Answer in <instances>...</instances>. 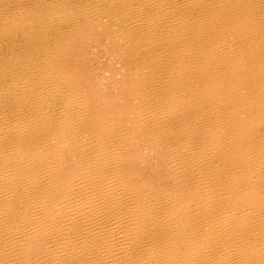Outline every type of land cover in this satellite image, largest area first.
I'll return each mask as SVG.
<instances>
[{"label": "bare ground", "instance_id": "1", "mask_svg": "<svg viewBox=\"0 0 264 264\" xmlns=\"http://www.w3.org/2000/svg\"><path fill=\"white\" fill-rule=\"evenodd\" d=\"M231 2H233V0ZM234 2H236V0ZM173 3L176 4V1H174ZM173 3L172 0H0V264H172V260H174L172 259V252H175L174 250L177 248L176 247L172 250V243L175 242L172 239V220H173L172 213H174L172 212V189H173L172 186L175 184L173 182V185L171 186L169 183L172 181V134L169 136L168 131L172 132L173 129L172 119H174V117L172 118L173 116L172 114V102H173L172 101L173 99L172 98V53H173L172 48L174 50L173 54L177 56L175 57L174 60L175 62H174L173 71H175L179 75H186L188 70L191 72H195L194 73L195 75H199L202 73L200 70L197 71V68L195 70L193 69L194 67H188V65H185V61L191 58L192 55H197L199 58L203 59L204 62L206 63L203 66L209 65L210 67H214L218 69L219 70L218 76L220 75L222 76L226 74L230 68H232V70H235L236 72H239L237 69L242 70L240 69L241 68L240 66L242 65V63H244V61L254 62L258 60L257 59L258 55H264L263 26L258 27L254 25L253 26L254 28L258 27L256 31L253 30L255 31L254 33L243 34L241 32L240 35L236 36L237 37L236 39H230L228 37L224 38L225 31L223 37H221L222 35L220 36V34L217 33L218 31L215 32L214 29L210 31L209 35L208 33L207 35H205L203 34V31L205 28L204 21L206 19L204 20L203 18H205L204 15L207 12L206 13L204 12L205 14L203 15L198 5V7H194V8L191 7L181 8L180 6V8H178L179 10L173 9L174 13H172ZM201 3L202 2H199V4ZM216 3L218 4L217 9L226 6L225 0H218ZM178 4H180V2H178ZM234 4L236 5V3ZM240 4L242 8L241 11H243V15H244L243 17L246 19L248 24H252L255 21L258 22L260 20H264V0H242ZM229 7L230 6H227V8ZM227 14L230 15L231 11L230 14L229 12ZM234 15L232 17H236ZM212 19L214 20V18ZM99 25L106 26L108 29H110L109 31H112L119 37L120 35L123 36L124 34L123 37L129 39L128 40L130 42L129 45L134 49L133 52H135V54H138L139 56H142V60L146 64H150L149 68L153 69V72L156 74V78L153 77L150 78V76H148V79L144 82L138 80V84H139L138 89L142 93H147L151 91V96L153 92H157L156 93L157 95H155V97H158V101L157 102L155 101L156 104H153L156 105L155 111L153 113L154 117L158 119L160 118V116L166 117L165 124H163V126L161 125L162 128H155L157 132L153 131L152 132L153 136L151 138L152 140H155V143L157 145L164 147L163 149L165 151H162L163 155L165 158L166 157L168 158L166 159L167 164L165 163L167 166L166 176H164L165 175L164 174L163 177H159L160 175L156 176L152 172L151 173L153 175H149L150 174L148 172L149 169H147L143 165L144 157L141 154V151H145V146H146L145 140L141 138V141L140 142L138 141V143L142 142L141 146L133 142L136 140V137L131 133L132 131L131 128L128 127L129 126L128 118H130L128 117V114L131 113V115H133L132 114L133 107L132 110L129 107L125 108L124 106L120 105L118 101L114 100V98L117 99V97L113 98L111 89L113 90L115 88H111V87L109 88V86L112 85L110 82L113 81V80L111 81V79L113 78L112 77L113 75H111L110 73L111 70H108L109 71L108 72L105 68H102L103 66H101L99 68L100 69L102 68L101 70L103 71V73L99 69L98 70L100 72L94 71L93 67L97 65L92 64L93 62L92 60H91V64L94 66L87 68L85 71L82 70L75 63L74 57H76L75 55H78V53L79 54L81 53L79 52L80 50H82L83 52L86 49L85 51L89 55H87V53L85 52L84 53L85 56L87 57L90 56V58L88 57L89 59H93L92 58L93 53L95 55H98L99 59L101 60L100 63L109 59L111 57V53L112 54L114 53L111 50L110 52L109 50L106 49L105 47L106 40L103 39L101 42L100 39L103 36L99 38L98 33H97V37L99 38L100 42L95 41L96 43H94V45L96 47L99 46V44L100 45L102 44L103 48H101L100 51H98L96 48L93 49L92 51L93 53L91 54L90 51L93 46V43L90 42V40L85 42L83 41L84 38L87 40L86 37L89 36L91 30L93 31V29L91 28ZM210 28L212 29V27ZM98 29L100 28L98 27ZM220 30L223 29L220 28ZM97 37H92L93 39L91 40H94V38ZM111 38L113 39V37ZM107 45L109 44L107 43ZM94 54L93 57L95 56ZM179 55H181V57H179ZM114 58L116 59V57ZM77 59H80V57H77ZM95 59H98L97 56H95ZM95 59H93L94 62ZM83 60L88 61L85 60L84 58ZM108 61L110 62V60ZM250 63L251 62H249V64ZM84 64L87 65L86 63ZM230 64H233V66H230ZM131 68H134L132 73L134 74L138 73L139 71L138 66H135V64H133L131 65ZM244 69L248 70L247 67H245ZM122 70L125 71L126 68H123ZM257 72L255 73L257 74ZM239 73L241 75V72ZM181 78H183V76ZM253 78L254 77H252V79ZM197 79L202 85L199 90L205 93H209V92L211 94L213 93L212 85L216 82L213 83L215 77H213L212 74H207L206 76L200 75L197 77ZM241 79L239 78V81ZM254 79L256 80V78ZM117 81H119V79ZM233 84L229 86L232 87ZM262 84L264 85V83ZM257 88L253 86L252 93H254V91L257 92ZM215 89L217 88L215 87ZM117 91H119V89ZM216 97H214V99ZM214 99L213 98L211 100L209 99L208 102L209 101L212 102L214 101ZM231 100L233 101V98H231ZM147 101L149 102V99ZM155 102L153 101L152 103ZM219 102L220 105H223L227 101L225 102L219 100ZM233 102L231 101L230 103L227 102L223 108L224 109L223 115L225 114L229 116V118L230 116L237 115L242 110V108L236 107ZM152 103L150 101L149 105ZM263 103H264V98L262 99V104ZM150 106L152 107V105ZM190 106L191 105H189V107ZM216 106H212V107H216ZM243 108H245V106ZM145 109L144 110L145 112H147L148 115L152 114L147 110V108ZM249 109L251 111V107L248 108L247 112L249 111ZM144 110H142V112ZM196 112L197 113L199 112L200 114V110ZM139 113L138 115H140ZM203 113H204L203 110H201V118L202 115H204ZM248 115H250V113ZM256 116L254 119H257ZM145 119H147V117ZM149 119H151V117H149ZM161 121L160 123H162ZM249 121L247 122L249 123ZM245 125L248 124L246 123ZM234 126H236V124ZM243 127L245 128V126ZM246 128L248 131V127ZM146 129L147 128H145V130ZM192 129L194 130V128ZM159 131H164V132L167 131V132L164 134V137H159L158 135ZM232 132H234V130ZM138 134L140 135L141 133L139 132ZM188 134H190V132ZM146 136L148 137L149 135ZM243 137H242L243 140L246 139ZM253 138L256 137L254 136ZM220 139L222 140V138ZM251 139L250 141L253 142ZM243 140L241 143L246 144L243 142ZM127 142L129 143V146L128 149H125L126 144H128ZM260 143H262V146L264 145L263 144L264 142H260ZM240 146L244 147L241 144ZM204 148L205 147L203 146V150ZM248 150H250V148ZM210 154L212 155L213 153ZM252 154L254 153L252 152ZM251 156L252 155H250V158ZM197 159H199V157H197L196 160ZM223 159L225 160V158ZM240 159L242 160L243 158L241 157ZM201 160H203V158ZM232 160L235 161V159ZM249 160L251 161V159ZM161 162L162 161H160V163ZM228 163L226 164L228 165ZM233 163L235 164V162ZM155 164H157V162H155ZM146 166L148 165L146 164ZM252 166L254 165L252 164ZM151 168H152L151 171H153V167ZM256 169L257 167L255 168V170ZM252 170L255 172L254 169ZM258 172L263 173L260 171ZM258 175L260 176L261 174ZM212 176H216V175H212ZM231 177L233 176L231 175ZM236 178L238 179V176ZM256 181L254 183H256ZM230 183L231 182H229V185ZM240 185L242 186V184ZM181 188L183 189V187ZM187 188L188 187H186V189ZM192 190L193 189H191V191ZM186 194L187 192L185 193V195ZM201 197L203 196L201 195ZM236 202H234V205ZM202 203L203 202L199 204ZM208 203L209 202H207V204ZM237 205L236 207L238 208ZM180 206L182 207V205ZM233 210L230 211L232 217L242 221H245L246 214L259 211L257 209V200H254L250 197L247 199V205H245L241 209L239 208V210L237 209V211H234L232 213ZM207 214L208 212L206 213V215ZM206 218H208V215ZM233 218L231 219L233 220ZM217 219L219 220V218ZM181 220L182 219H180V221ZM222 220L223 218L221 217V222L218 224H221ZM252 220H254L255 222L254 218ZM189 221L188 223H190ZM212 222L214 223V220ZM223 222L225 223V221ZM180 223H182V221ZM227 224L230 223L228 222ZM227 224L226 227L228 229ZM253 224H255V226H253L254 228L253 227L251 228L253 230L250 229V231L248 230L247 232L249 233V235H251L250 236L252 238L251 241H253L250 249L251 260L248 261H250L249 263L251 264H256L258 263L259 256H261L259 254V252H262L260 249L264 248V221H259L258 223H253ZM238 226L240 227L239 224ZM177 227L174 228L177 229ZM224 227L225 226H223L222 228ZM182 228H184L185 230L186 227L183 226ZM244 228L243 230H245ZM190 229L188 230L189 232ZM193 230L194 228L191 230L192 231L191 234L192 233L194 234ZM185 232L186 231H184L183 235L185 234ZM212 233L215 232L212 231ZM202 234L203 233H201V235ZM209 234H207V236ZM247 236L248 235H246V237ZM197 240L199 241V237ZM235 240L237 239L235 238ZM245 241L247 242L249 240H245ZM182 243L184 244V242ZM190 243L192 244L193 241ZM220 244L221 242L219 243V245ZM226 244H227V240H226ZM249 244L251 243L249 242ZM178 248H180V246H178ZM187 248L185 247L186 250ZM235 249L236 248H234V250ZM181 252H184V250L183 251L181 250ZM222 253H224V251ZM237 254L240 255L241 253H237ZM192 255L193 254H191L190 256ZM227 255L228 254L225 255L226 258ZM236 256H232V257H236ZM174 257H176V255H174ZM182 257H184V255H182ZM185 257L188 256L185 255ZM200 257L201 255H199V258ZM223 259L224 257L221 258V262ZM233 259H238V258H233ZM240 259L242 260V258H239V262ZM214 262H216V260H214ZM231 262L234 261H232L231 259ZM184 263L186 264L185 261ZM194 263L197 264V262Z\"/></svg>", "mask_w": 264, "mask_h": 264}, {"label": "rangeland", "instance_id": "2", "mask_svg": "<svg viewBox=\"0 0 264 264\" xmlns=\"http://www.w3.org/2000/svg\"><path fill=\"white\" fill-rule=\"evenodd\" d=\"M174 1H176V4L173 3ZM188 1V2H187ZM193 3H192V2ZM209 1V2H208ZM218 0H206V1H201V0H172V13H174V10H179L178 8H187V7H191V8H194V7H198L199 5V8L201 9V12L203 13L204 17L203 18L204 20V24H205V28H204V31H203V34L209 35L210 31L214 29L215 32H217L218 34H220L221 37H223V34H224V31H225V34H224V38H230V39H236L238 35L241 34V32L243 34H252L256 31V29L260 26H263L264 28V20H260L258 22H254L252 24H248V22L246 21V19L243 17V11L242 8H241V4L240 2L242 0H236V2H234L235 0H233V2H231L232 0H225V5L224 7L220 8V9H217V6L218 4L216 2ZM238 1V2H237ZM178 2H180V4H178ZM199 2H202L201 4H199ZM211 2V3H210ZM230 2V3H229ZM228 3V4H227ZM233 3V4H232ZM236 3V5L234 4ZM188 4V5H187ZM232 4V5H231ZM202 6V7H201ZM216 6V7H215ZM227 6H230L229 8H227ZM233 6H236V7H233ZM232 7V8H231ZM176 8V9H175ZM216 8V9H215ZM174 9V10H173ZM206 9V10H205ZM215 9V10H214ZM226 9V11H225ZM234 9V10H233ZM240 9V10H238ZM214 10V11H213ZM218 10V11H217ZM223 11V12H222ZM225 11V12H224ZM230 11H231V14H230ZM234 11V12H232ZM241 11V12H239ZM205 12V13H204ZM217 12V13H216ZM229 12L230 15H228L227 13ZM235 14V15H234ZM241 14V15H240ZM236 16V17H232V16ZM230 16V17H229ZM219 19H218V18ZM214 18V20L212 19ZM216 18V19H215ZM224 18V19H222ZM208 19V20H207ZM222 19V20H221ZM226 19V20H225ZM229 19V20H228ZM221 20V21H220ZM235 20V21H234ZM234 21V22H233ZM242 21V22H241ZM262 21V22H261ZM208 22V23H207ZM223 22V23H222ZM241 24H240V23ZM226 23V24H225ZM247 26H246V24ZM259 23V24H258ZM221 24V25H220ZM226 26H225V25ZM234 24V25H233ZM242 26H240V25ZM209 25V26H208ZM223 25V26H222ZM256 25L258 26L257 28H254L253 26ZM101 26V27H100ZM219 26V27H218ZM222 26V27H220ZM231 26V27H230ZM240 26V27H239ZM98 27L100 29H98ZM212 27V29L210 28ZM233 27V28H232ZM252 27V28H251ZM219 28V30H218ZM223 29V30H220ZM91 29H93V31L91 30L90 31V34L89 36H87V40L84 38L83 41H89L93 43V46L91 48V54L93 53V49H96L98 51L101 50V48H103L102 44L99 46H96L94 45V43H96L95 41H99V38L101 36H103L100 40L102 42V40H106L105 41V44L107 45V43L109 45H105L106 49L107 50H111L112 52H114L113 54L111 53V57L105 61H103L102 63L101 60L99 59V56L98 55H94L97 56L98 59H95V56L93 57V54H92V58L95 59V62L93 59H89L90 56H85V53H87L85 50L82 52V50H80L79 52H81L80 54L78 53V55H75L76 57H74L75 59V63L82 69V70H86L87 68H90V67H93L94 65H97L95 67H93L94 71L96 72H102L103 71L101 70L102 68H105L107 71L108 70H111L110 73L111 75H113L111 81L110 82L112 85L109 86V88H115V89H111V92L113 94V98L114 97H117V99L114 98L115 101H118L120 105L124 106L125 108L129 107L131 110H132V107H133V115L128 114V127L131 128V133L133 135H135L136 137V140L133 141L134 143H136L137 145H140L142 144L141 143H138V141L140 142L141 141V138H143L145 140V151H141V154L143 155L144 159H143V165L149 169L148 172L150 173L149 175H160L159 177H163L166 176V172H167V161L166 159H168L167 157L165 158L164 155H163V152L162 151H165L160 145H157L155 143V140H152V132L153 131H156L155 128H162L163 124H165L166 122V117L164 116H160V118H155L154 117V111H155V107L156 105H153V104H156V102L158 101V97H155V95H157L156 93L157 92H153L152 93V96H151V91L147 92V93H142L141 91H139L138 89V80H141V81H146L148 79V76L153 77V78H156V74L153 72V69H150L149 68V65L150 64H146L143 60H142V56H139L138 54H135V52H133V48L129 45L130 42L128 41L129 39L128 38H125L123 37L122 35H120V37L118 35H116L115 33H113L112 31H109L110 29H108L106 26L104 25H99V26H95V27H92ZM228 29V31H227ZM231 29V30H230ZM235 29V30H234ZM252 29V30H251ZM255 30V31H253ZM103 31V32H100ZM248 31V32H247ZM234 32V33H233ZM240 32V33H239ZM97 33L99 34L98 37H97ZM110 33V34H109ZM229 33V34H228ZM238 33V34H237ZM202 34V35H203ZM94 35V36H93ZM227 35V36H225ZM230 35V36H228ZM234 35V36H233ZM115 36V37H114ZM91 37V38H90ZM92 37H97V38H94V40H91L93 39ZM113 37V39L111 38ZM90 38V39H89ZM110 38H111V41H110ZM125 38V40H124ZM173 38V36H172ZM127 39V40H126ZM115 40V41H114ZM125 41H126V44H125ZM88 42V43H90ZM100 42V41H99ZM114 42V43H113ZM87 43V42H86ZM85 43V44H86ZM90 43V44H92ZM95 47V48H94ZM87 48V46H86ZM114 51H113V50ZM110 51V52H111ZM85 52V53H84ZM172 52L174 53V50L172 48ZM120 53V54H119ZM172 53V118L174 117V119H172V132L168 131V135L170 136L172 134V183H170V185L172 186L173 185V182L175 185L172 186V212H174L175 214H178V215H175L174 213H172V239L173 242L172 243V250L174 248H176L174 251L175 252H172V264H185L184 261L186 262V264H195L194 262H197V264H239V263H244V264H251L249 263L250 261L248 260H251V252H250V249H251V245L253 243L252 238L250 237L251 235H249L248 230L250 231V229L255 226V224L253 223H258L259 221H264V145L262 146V143L260 142H264V103L262 104V99L264 98V85L262 83H264V55H258L257 57V61H249L251 62L249 64V62L247 61H244V63H242V65L240 66L242 70H239L237 69L239 72H241V75L239 72H236L235 70H232V68L229 69V71L224 74V75H220L218 76V73H219V70L214 68V67H210L209 65L208 66H203L205 65L206 63L204 62L203 59L199 58L197 55H192L191 58H189L188 60L185 61V65H188V67H194L193 69L196 70L197 68V71H201L202 73L199 74V75H195L194 73L195 72H191V71H187V74L186 75H179L178 73H176L175 71H173V67H174V60H175V57H177L175 54ZM181 54V53H179ZM83 55V56H82ZM87 55H89L87 53ZM116 57V59L113 57ZM124 55V56H123ZM130 55V56H129ZM119 56V57H118ZM132 56V57H131ZM191 56V55H190ZM263 56V57H261ZM77 57H80L81 61L83 60V58L85 60H88V61H80V59H77ZM113 57V58H112ZM118 57V58H117ZM179 57H181V55H179ZM260 57V58H259ZM88 58V59H87ZM140 58V60H139ZM76 59H77V62H76ZM116 61H115V60ZM121 59V60H120ZM73 60V61H74ZM91 60L93 61L92 65L91 64ZM110 60V62L108 61ZM112 60V61H111ZM113 60H114V63H113ZM120 60V61H119ZM119 61V62H118ZM143 61V62H142ZM184 61V60H183ZM89 62V64H88ZM106 62V63H104ZM120 62H121V65H120ZM190 62V63H189ZM204 64H203V63ZM84 63H86L87 65H85ZM200 65H199V64ZM231 63H234V62H231ZM91 64V65H90ZM114 64V65H113ZM119 64V65H118ZM135 64V66H138V73L134 74L132 73L134 68H131V65ZM118 65V66H116ZM192 65V66H191ZM253 65V66H252ZM257 65V66H255ZM263 65V66H262ZM103 66L101 69L99 67ZM110 66V67H109ZM113 66V67H112ZM230 66H233V64H230ZM249 66V67H248ZM97 67V68H96ZM118 67V68H117ZM148 67V68H147ZM201 67V68H200ZM245 67H247L248 70L244 69ZM256 67V68H255ZM115 68V69H113ZM123 68H126L125 71H123L122 69ZM145 68V69H144ZM255 68V69H254ZM96 69V70H95ZM100 71H99V70ZM209 69V71H208ZM254 69V70H253ZM98 70V71H97ZM144 70V71H143ZM207 70V71H206ZM259 70V71H258ZM263 72H261V71ZM114 71V72H113ZM123 71V72H121ZM214 71V72H213ZM257 72V74L255 72ZM109 72V71H108ZM140 72V73H139ZM152 72V73H151ZM209 72V73H208ZM251 74H250V73ZM261 72V73H260ZM105 73V71H104ZM122 73V74H120ZM176 75H175V74ZM206 73V74H205ZM239 73V75H238ZM247 73V74H246ZM254 73V74H253ZM142 74V75H141ZM154 74V75H153ZM191 74V75H189ZM207 74H212L213 77H215L214 83L212 85V94L209 92V93H205L200 89V87L202 86L201 83L198 81L197 77L198 76H206ZM246 74V75H244ZM249 75V76H248ZM252 75V76H251ZM117 76V78H116ZM140 76V77H139ZM183 76V78H181ZM197 76V77H196ZM239 76V77H238ZM247 76V77H246ZM256 76V77H255ZM258 76V77H257ZM261 76V77H260ZM175 77V78H174ZM220 77V78H219ZM235 77V78H234ZM251 77V78H250ZM252 77L256 78V80ZM123 78V79H122ZM137 78V79H135ZM223 78V79H222ZM229 78V79H228ZM237 78V79H236ZM239 78L241 79L239 81ZM260 78V79H259ZM115 79V80H114ZM119 79V81H117ZM191 79V80H190ZM217 79V80H216ZM221 79V80H220ZM249 79V80H248ZM262 79V80H261ZM184 80V81H183ZM194 80V81H193ZM220 80V81H219ZM117 81V82H116ZM121 81V82H120ZM123 81V82H122ZM186 81V82H185ZM226 81V82H225ZM233 81V82H232ZM245 81V82H244ZM182 82V83H181ZM193 82V83H192ZM228 82V83H227ZM238 82V83H237ZM254 82V83H253ZM261 82V83H259ZM114 83V85H113ZM190 83V84H189ZM198 83V84H197ZM220 83V84H219ZM234 83V84H233ZM246 83V84H245ZM257 83V84H256ZM130 84V85H129ZM179 84V85H178ZM232 85V87H230ZM239 84V85H237ZM248 84V85H247ZM251 84V85H250ZM255 84V85H254ZM117 85V86H116ZM119 85V87H118ZM185 85V86H184ZM191 85V86H190ZM196 85V86H195ZM221 85V86H220ZM228 85V86H227ZM230 85V86H229ZM245 85V86H244ZM258 85V86H257ZM115 86V87H114ZM223 86V87H222ZM235 88H234V87ZM237 86V87H236ZM241 86V87H240ZM244 86V87H243ZM250 86V87H249ZM254 87H258L257 88V92L254 91V93H252V88ZM181 87V88H180ZM193 89H192V88ZM195 87V88H194ZM215 87L217 89H215ZM219 87V88H218ZM223 90H222V88ZM227 89H226V88ZM122 88V89H121ZM126 88V89H125ZM188 88V89H187ZM230 88V89H229ZM244 88V89H242ZM246 88V89H245ZM262 88V90H261ZM119 89V91L117 90ZM154 89V88H153ZM180 89V90H179ZM197 89V90H196ZM235 89V90H233ZM249 91H248V90ZM251 89V90H250ZM155 90V89H154ZM183 92H182V91ZM189 90V91H188ZM222 90V91H221ZM241 93H240V91ZM262 92H260V91ZM131 91V92H130ZM156 91V90H155ZM177 91V92H176ZM197 91V92H196ZM219 91V92H218ZM247 91V92H246ZM114 92V93H113ZM118 92H119V95H118ZM124 92V93H122ZM182 92V94H181ZM191 92V93H190ZM193 92V93H192ZM203 92V93H201ZM226 92V93H225ZM229 92V93H228ZM231 92V93H230ZM233 92V93H232ZM236 94H235V93ZM245 92V93H244ZM121 93V94H120ZM131 93V94H130ZM135 93V94H134ZM216 93V94H215ZM227 95H225V94ZM239 93V94H237ZM248 93V94H247ZM128 94V95H126ZM138 94V95H137ZM187 94V95H186ZM191 94V95H190ZM194 94V95H193ZM207 94V95H205ZM234 94V96H233ZM241 94V95H240ZM244 94V95H243ZM118 95V96H117ZM124 95V96H123ZM133 95V96H132ZM150 95V96H149ZM212 95V96H210ZM231 95V96H230ZM250 95V96H248ZM252 95V96H251ZM257 95V96H256ZM122 96V97H121ZM128 96V97H127ZM130 96V98H129ZM141 96V97H140ZM203 96V97H202ZM210 96V97H209ZM217 96V97H216ZM229 96V97H228ZM244 98H243V97ZM256 96V97H254ZM125 97V98H124ZM138 97V98H137ZM147 97V98H146ZM152 97V98H151ZM201 97V99H200ZM214 97H216L214 99ZM224 97V99H223ZM236 97V98H235ZM120 98V99H119ZM125 100H124V99ZM136 98V99H135ZM143 98V99H142ZM155 98V99H154ZM157 98V99H156ZM190 98V99H189ZM214 99V101H209L208 100L210 99ZM221 98V99H219ZM231 98H233V101L231 100ZM235 98V99H234ZM238 98V99H237ZM254 100H252V99ZM119 99V100H118ZM135 99V100H134ZM149 99V102L151 101V103L154 101H156L155 103H152L150 105H152V107L149 105V102L147 101ZM154 99V100H153ZM241 99V100H240ZM250 99V101H249ZM122 100V101H121ZM127 100V102H126ZM133 100V101H132ZM216 100V102H215ZM219 100H222V101H227L228 103L233 102L235 104L236 107L238 108H242V110L235 116H227V115H223L224 113V106L225 104L227 103H221L223 105H220V102ZM230 100V101H228ZM239 100V101H238ZM244 100V101H243ZM185 103H184V102ZM238 101V102H236ZM247 101V102H246ZM117 102V103H118ZM188 103V104H187ZM203 103V104H202ZM213 103V104H211ZM248 105H247V104ZM259 103V104H258ZM139 104V105H138ZM182 104V105H181ZM201 104V105H200ZM209 104V105H208ZM215 104V105H214ZM242 104H245V105H242ZM253 104V105H252ZM262 104V105H261ZM146 105V106H145ZM189 105H191L189 107ZM205 105V106H204ZM217 105V106H216ZM241 105V106H240ZM250 105V106H249ZM252 105V106H251ZM260 105V106H259ZM139 106V107H138ZM154 106V107H153ZM181 106V107H179ZM201 106H204V107H201ZM208 108H207V107ZM212 106H216V107H212ZM220 106H223V107H220ZM245 106V108H243ZM263 108H262V107ZM138 107V108H137ZM142 107V108H141ZM151 107V108H150ZM222 109H220V108ZM251 107V111L249 109V111L247 112L248 108ZM255 107V109H254ZM260 107V108H259ZM140 108V109H139ZM145 108H147V110L149 112H151L152 114L148 115L147 112H145ZM153 108V109H152ZM187 108V109H186ZM145 109V110H144ZM186 109V110H185ZM217 109V110H216ZM220 109V110H219ZM140 112H138V111ZM142 110H144L142 112ZM151 110V111H150ZM190 110V111H189ZM192 110V111H191ZM194 110V111H193ZM200 110V114L199 112L197 113L196 111ZM201 110H203V114L202 115V118H201ZM246 112H244V111ZM254 110V111H253ZM178 111V112H177ZM182 111V113H181ZM207 111V112H206ZM219 111V112H218ZM222 111V112H220ZM177 112V113H175ZM185 112V113H184ZM195 112V113H194ZM260 112V113H259ZM136 113V114H135ZM138 113L140 115H138ZM217 113V114H216ZM250 113V115H248ZM143 114V115H142ZM182 114V115H181ZM185 114V115H184ZM191 114V115H190ZM245 114V115H244ZM253 114V115H251ZM134 115H135V118H134ZM146 115V116H145ZM220 115V116H219ZM239 115V116H238ZM257 115V116H256ZM144 116V117H143ZM184 116V117H183ZM219 116V117H218ZM224 116H225V119H224ZM249 118H248V117ZM256 116L257 119H254ZM147 117V119H145ZM149 117H151V119H149ZM220 119H218V118ZM237 117V119H236ZM241 117V118H240ZM244 117V118H242ZM259 117V118H258ZM262 117V118H261ZM140 118V119H139ZM178 120H177V119ZM229 118V119H228ZM253 118V119H252ZM135 119V120H134ZM138 119V121H137ZM145 119V120H144ZM149 119V120H148ZM154 119V120H153ZM223 119V120H222ZM228 119V120H227ZM241 119V120H240ZM245 119V120H244ZM250 121H249V120ZM259 119V120H258ZM262 119V120H260ZM156 120V121H155ZM161 120H164V121H161ZM251 120H254V121H251ZM257 120V121H256ZM133 123H132V122ZM143 121V122H142ZM155 121V122H153ZM160 121L162 123H160ZM195 123H194V122ZM222 121V122H220ZM225 123H224V122ZM227 121V122H226ZM229 121V122H228ZM233 121V122H232ZM249 121V123L247 122ZM259 121V122H258ZM142 124H141V123ZM193 122V123H192ZM200 122V123H199ZM231 122V123H230ZM239 122V123H238ZM255 122V123H254ZM261 122V123H260ZM154 123V124H153ZM175 125H174V124ZM177 123V124H176ZM191 123V124H190ZM222 123V124H220ZM248 124V125H245V124ZM194 124V125H192ZM203 124V125H202ZM225 124V125H224ZM236 124V126H234ZM257 124V125H256ZM260 124V125H259ZM141 125V126H140ZM160 125V127H159ZM162 125V126H161ZM192 127H191V126ZM223 125V126H222ZM256 125V127H255ZM143 126V127H142ZM179 126V127H178ZM222 126V127H221ZM245 126V128L243 127ZM154 129H153V128ZM176 127V128H174ZM200 127V128H199ZM220 127V128H219ZM225 127V128H224ZM236 127V128H235ZM248 127V131H247V128ZM255 127V128H254ZM139 128V129H138ZM145 128H147L145 130ZM182 128V129H181ZM194 128V130L192 129ZM206 128V130H205ZM219 128V129H218ZM237 128H238V131H237ZM144 129V130H143ZM180 129V130H179ZM203 129V130H201ZM243 129V130H242ZM140 130V131H139ZM199 130V131H198ZM225 132H224V131ZM228 130H229V133H228ZM234 130V132H232ZM240 130V132H239ZM194 131V132H192ZM205 131V132H204ZM238 135H237V133ZM251 131V132H250ZM253 131V132H252ZM257 131V132H256ZM141 133L140 135L138 133ZM157 132V131H156ZM167 131H159L158 135L159 137H164V134L166 133ZM179 132V133H178ZM190 132V134H188ZM220 132V133H219ZM223 132V133H222ZM232 132V133H231ZM247 132V133H245ZM177 133V134H176ZM226 133V134H225ZM231 133V134H230ZM255 133V135H254ZM188 134V135H187ZM194 134V135H193ZM245 134V136H244ZM146 135H149L148 137ZM184 135V136H183ZM192 135V136H191ZM220 135V136H219ZM222 135V136H221ZM225 135V136H224ZM250 135V137H249ZM244 136V137H243ZM256 137V138H253V137ZM181 137V138H180ZM199 137V138H198ZM222 138V140L220 138ZM227 137V138H226ZM243 138H246V139H242ZM140 138V139H139ZM203 138V140H202ZM213 138V139H212ZM237 138V140H236ZM239 138V139H238ZM241 138V140H240ZM252 138V139H251ZM158 139H161V138H158ZM198 139V140H197ZM249 139V140H248ZM250 139L253 141L251 142ZM254 139V140H253ZM175 140V141H174ZM197 140V141H196ZM200 140V141H199ZM229 140V141H228ZM243 140L244 143L248 144H243L241 143ZM233 141V142H232ZM240 141V142H239ZM256 141V142H255ZM150 142V143H149ZM184 142V143H183ZM198 142V143H196ZM203 142V143H202ZM228 142V143H226ZM232 142V143H231ZM251 142V144H250ZM128 143V142H127ZM201 143V144H200ZM208 143V144H207ZM211 143V144H210ZM231 143V144H230ZM235 143V144H234ZM261 145H260V144ZM148 144V145H147ZM154 144V145H153ZM233 144V145H232ZM239 144V145H237ZM243 145L244 147H241L240 146ZM258 144V146H257ZM264 144V143H263ZM193 145V146H192ZM237 147H236V146ZM128 146H129V143L126 144L125 146V149H128ZM151 146V148H150ZM155 148H153V147ZM203 146L205 147L204 150H203ZM229 146V147H228ZM250 146V147H249ZM252 146V147H251ZM257 148H255V147ZM233 147V148H232ZM261 147V148H260ZM143 148V146H142ZM149 148V149H148ZM200 148V149H199ZM229 148V149H228ZM231 148V150H230ZM235 148V149H234ZM241 148V149H240ZM250 148V150H248ZM151 149V150H150ZM157 149V150H156ZM208 149V150H207ZM217 149V150H216ZM225 149V150H224ZM239 149V150H238ZM260 149V150H259ZM196 150V151H195ZM217 152H215V151ZM223 150V151H222ZM228 150V152H227ZM233 150V152H232ZM242 150V151H240ZM247 150V152H246ZM254 150V151H253ZM149 151V152H148ZM209 151V152H208ZM231 151V152H229ZM250 153H249V152ZM257 151V152H255ZM261 151V152H260ZM158 154H157V153ZM160 152V153H159ZM241 152V153H240ZM252 152L254 154H252ZM207 153V154H206ZM210 153H213L212 155ZM225 153V154H224ZM228 153V154H226ZM239 155H238V154ZM244 153V155H243ZM260 153V154H259ZM148 154H149V157H148ZM154 154V155H153ZM161 154V155H160ZM192 154V155H191ZM197 154V155H196ZM200 154V155H199ZM206 156H205V155ZM210 154V155H209ZM234 154V155H233ZM237 154V155H235ZM251 158H250V155ZM153 155V156H152ZM208 155V156H207ZM216 155V156H215ZM221 155V156H220ZM229 155V156H228ZM246 155V156H245ZM151 156V157H150ZM195 156V158H194ZM211 158H210V157ZM224 156V157H223ZM231 156V157H230ZM260 156V157H259ZM160 157V158H159ZM189 157V158H187ZM199 157V159L196 160V158ZM203 160H201L202 158ZM207 157V158H206ZM217 157V158H216ZM220 157V159H219ZM238 157V158H237ZM242 157L243 159L245 160H241L240 158ZM257 157V158H256ZM150 158V159H149ZM211 160H210V159ZM225 158V160L223 159ZM230 158V159H228ZM251 159V161L249 159ZM253 158V159H252ZM219 159V160H218ZM232 159H235L232 160ZM237 159V160H236ZM239 159V160H238ZM150 160V162H149ZM177 160V162H176ZM199 160V161H198ZM215 160V161H214ZM217 160V161H216ZM228 160V161H227ZM231 160V161H230ZM249 160V161H248ZM160 161H162L160 163ZM202 161V162H201ZM208 161V162H207ZM211 161V162H210ZM224 161V162H223ZM237 161V162H236ZM241 161V162H240ZM247 161V162H246ZM257 161V162H256ZM155 162H157V164H155ZM194 162V163H193ZM201 162V163H200ZM229 162V163H228ZM232 162V163H231ZM235 162V164L233 163ZM240 162V163H239ZM249 164V165H244L243 164ZM250 162V163H249ZM260 162V163H259ZM159 163V164H158ZM166 163V164H165ZM193 165H192V164ZM216 163V165H215ZM228 163V165L226 164ZM237 163V164H236ZM146 164L148 166H146ZM155 164V165H153ZM234 164V165H233ZM243 164V165H242ZM252 164L254 166H252ZM261 164V165H260ZM158 165V166H157ZM209 167H208V166ZM240 165V166H239ZM257 165V166H255ZM260 165V166H259ZM162 166V167H161ZM185 166V167H184ZM213 166V167H211ZM223 166V167H222ZM235 166V167H234ZM238 168H237V167ZM246 166V167H244ZM262 166V167H261ZM153 167V171L152 168ZM206 167V168H205ZM217 167V168H216ZM232 167V168H231ZM234 167V168H233ZM242 167V168H240ZM250 167V168H249ZM257 167V169L259 170H255V168ZM261 171L260 170V168ZM164 168V169H163ZM223 168V169H222ZM228 168V169H226ZM236 168V169H235ZM249 168V169H248ZM263 168V169H262ZM161 169V170H160ZM193 169V170H192ZM212 169V170H210ZM233 169V170H231ZM235 169V170H234ZM244 169V170H242ZM254 169L255 172L252 170ZM221 172H220V171ZM224 170V171H223ZM227 174H226V172ZM230 174H229V172ZM237 170V172H236ZM252 170V171H250ZM213 171V173H212ZM234 171V173H233ZM243 174H242V172ZM250 171V172H249ZM258 171L260 172H263V173H259ZM153 174H152V173ZM159 174H157V173ZM198 172V173H197ZM225 172V173H224ZM246 172V173H245ZM248 172V173H247ZM174 173V174H173ZM178 173V174H177ZM215 173V174H214ZM221 173V174H220ZM224 173V174H223ZM234 175H233V174ZM238 173V174H237ZM245 173V174H244ZM254 173V174H253ZM198 176H197V175ZM207 174V175H206ZM210 174V176H209ZM220 174V175H219ZM223 174V176H222ZM249 174H252V175H249ZM258 174H261L260 176ZM180 175V176H179ZM204 175V176H203ZM212 175H216V176H212ZM231 175L233 177H231ZM241 175V176H240ZM189 176V177H188ZM212 176V177H211ZM222 178L220 179L219 178ZM238 176V179L236 178ZM240 176V177H239ZM179 177V178H178ZM198 177V178H197ZM206 177V178H205ZM226 177V178H225ZM231 177V178H230ZM246 177V178H245ZM253 179H252V178ZM256 177V178H255ZM188 178V179H187ZM191 178V179H190ZM205 180H203V179ZM240 178V179H239ZM245 178V179H244ZM185 179V180H184ZM188 181H187V180ZM190 179V180H189ZM198 179V180H197ZM212 179V180H210ZM217 179V180H215ZM236 179V180H235ZM232 180V181H231ZM234 180V181H233ZM257 180V181H256ZM259 180V182H258ZM262 180V181H261ZM221 181V182H220ZM243 181V183H242ZM245 181V182H244ZM256 181V183H254ZM200 182V183H199ZM208 182V184H207ZM229 182L230 185H229ZM233 182V184H232ZM239 182V183H237ZM250 182V183H249ZM263 182V183H262ZM178 183V184H177ZM213 183V184H211ZM216 185H215V184ZM253 183V184H252ZM204 184V185H203ZM227 184V185H226ZM232 184V185H231ZM235 184V185H234ZM242 184V186L240 185ZM169 185V186H170ZM187 185V186H186ZM197 185V186H196ZM206 185V187H205ZM226 185V186H225ZM239 185V186H238ZM176 186V187H175ZM178 186V188H177ZM183 187V189L181 187ZM199 186V187H198ZM223 186V187H222ZM238 186V187H237ZM244 186V187H243ZM258 186V187H257ZM186 187H188L186 189ZM204 187V188H203ZM221 189H220V188ZM227 187V188H226ZM231 187V188H230ZM236 187V188H234ZM252 187V188H251ZM254 187V188H253ZM201 188V190H200ZM256 188V189H255ZM182 191H181V190ZM185 189V190H184ZM191 189H193L191 191ZM204 191H203V190ZM220 189V190H219ZM227 189V190H226ZM234 191H233V190ZM248 189V190H247ZM255 189V190H254ZM208 190V192H207ZM212 190V191H210ZM215 190V191H214ZM223 190V191H222ZM259 190V191H258ZM179 191V192H178ZM190 191V192H189ZM217 191V192H216ZM219 191V192H218ZM221 191V192H220ZM230 195H229V193ZM236 191V192H235ZM244 191V192H243ZM178 192V193H177ZM187 192V194L185 195V193ZM193 194H192V193ZM206 192V193H205ZM249 194H248V193ZM257 192V193H256ZM183 193V194H182ZM199 195H198V194ZM202 193V194H201ZM209 193V194H208ZM225 193V194H224ZM237 193V194H236ZM253 193H256V194H253ZM179 194V196H178ZM192 196H190V195ZM203 197H201V195ZM205 194V195H204ZM212 196H211V195ZM224 194V195H223ZM233 194V195H232ZM253 194V195H252ZM176 195V196H175ZM184 195V196H183ZM209 195V196H208ZM216 195V196H215ZM226 195V196H225ZM237 195V196H235ZM250 195V196H249ZM195 196V197H194ZM229 196V198H228ZM236 198H235V197ZM240 196V197H239ZM234 197V198H233ZM238 197V198H237ZM252 198L254 200H257V209L259 211H255L254 213H248L246 214V219L245 221H242V220H238L237 218H233L232 217V214H231V210L232 213L234 211H237V209L239 210V208L241 209L242 207H244L245 205H247V199L248 198ZM216 200H215V199ZM226 198V199H225ZM190 201H189V200ZM196 199V200H195ZM198 199V200H197ZM201 201H200V200ZM225 199V200H224ZM195 200V201H194ZM205 202H204V201ZM215 200V201H214ZM220 200V201H219ZM234 200V201H233ZM175 201V202H174ZM177 201V202H176ZM237 201V202H236ZM239 201V202H238ZM184 202V203H183ZM186 202V203H185ZM203 202L202 204H199V203ZM207 202H209L207 204ZM217 202V204H216ZM224 202H225V205H224ZM234 202L235 205H234ZM175 203V204H174ZM189 203V204H188ZM198 203V204H196ZM222 203V204H221ZM195 204V205H194ZM220 204V205H219ZM229 204V205H227ZM176 205V206H175ZM182 205V207L180 206ZM187 205V206H186ZM205 205V206H204ZM224 205V207H223ZM236 205L238 206V208L236 207ZM174 206V207H173ZM181 208H180V207ZM215 206V208H214ZM217 206V207H216ZM189 207V208H187ZM206 207V209H205ZM222 209H221V208ZM228 207H231V208H228ZM210 208V209H209ZM214 208V209H213ZM218 208V209H216ZM233 208V209H232ZM182 209V210H181ZM185 209V210H184ZM191 209V210H190ZM212 209V210H211ZM215 209H216V212H215ZM174 210V211H173ZM184 210V211H183ZM190 210V211H189ZM206 210V211H205ZM223 210V211H222ZM227 210V211H226ZM178 211V212H177ZM180 211V212H179ZM210 211V212H209ZM220 211V212H218ZM199 212V213H198ZM203 212V213H202ZM208 212V218L206 213ZM223 212V213H221ZM228 212V213H227ZM230 212V213H229ZM195 213V214H194ZM197 213V214H196ZM183 214V215H181ZM187 214V215H186ZM193 214V215H192ZM199 214V215H198ZM225 214V215H224ZM230 214V215H229ZM181 215V217H180ZM185 215V216H184ZM197 215V216H196ZM220 215V217H219ZM176 216V217H175ZM201 216V217H200ZM210 216V218H209ZM215 216V217H214ZM217 216V217H216ZM225 219H224V217ZM228 216V217H227ZM253 216V217H252ZM260 218H259V217ZM198 217V218H197ZM200 217V218H199ZM215 219H214V218ZM221 217L223 218L222 220V223L221 224H218L221 222ZM252 217V218H251ZM263 217V218H262ZM175 218V219H174ZM185 218V219H184ZM205 218V219H204ZM219 218V220L217 219ZM233 218V220L231 219ZM248 218V219H247ZM255 219V222L254 220L252 219ZM179 219V221H178ZM180 219H182V223H180ZM203 219V220H202ZM207 219V221H206ZM211 219V220H210ZM214 220V223L212 222ZM228 219V220H227ZM231 219V220H230ZM236 219V220H235ZM259 219V220H258ZM262 219V220H261ZM190 220V221H189ZM193 220V222H192ZM195 220V221H194ZM219 222H217V221ZM188 221L190 223H188ZM199 223H197V222ZM225 221V223L229 222L230 224H227L228 226V229L226 227V224L223 222ZM250 223H249V222ZM211 222H212V225H211ZM216 222V224H215ZM241 222H244V223H241ZM180 223V224H179ZM187 223V224H186ZM193 223V225H192ZM202 225H201V224ZM233 223V224H232ZM241 223V224H240ZM185 224V225H184ZM189 224V225H188ZM215 224V226H214ZM218 224V225H217ZM225 224V225H224ZM232 224V225H231ZM238 224L240 225V227L238 226ZM175 225V226H173ZM187 225V226H186ZM191 225V226H190ZM201 225V226H199ZM208 225V226H207ZM220 225V226H219ZM231 225V227H230ZM251 225V226H250ZM179 228H178V227ZM186 227L185 230L184 228L182 227ZM189 226V227H188ZM207 228H205V227ZM218 226V228H217ZM223 226H225L224 228H222ZM233 226V227H232ZM246 226V227H245ZM250 226V227H249ZM174 227H177V229H175ZM245 230H243V228ZM190 229V232L188 231ZM194 228V234L192 233L191 234V230ZM214 228V229H213ZM226 228V229H225ZM232 228V229H231ZM239 228V229H238ZM254 228V227H253ZM188 229V230H187ZM213 229V230H210ZM219 229V230H218ZM224 229V231H223ZM198 230V231H197ZM228 232H227V231ZM253 230V229H251ZM174 231V232H173ZM182 233H181V232ZM185 232V234L183 235V233ZM203 231V232H202ZM215 232V233H212ZM221 231V232H220ZM235 231V232H234ZM199 234H198V233ZM219 232V233H218ZM180 233V234H179ZM201 233H203L201 235ZM206 233V234H205ZM210 233V234H209ZM176 235V238H175V235ZM198 234V235H197ZM205 234V235H204ZM207 234H209L207 236ZM225 234V235H224ZM240 236H239V235ZM188 235V236H187ZM215 235V236H213ZM219 235V236H218ZM221 235V236H220ZM241 238H239L238 236ZM246 235H248L246 237ZM178 236V237H177ZM185 236V237H183ZM202 236V237H201ZM205 236V237H204ZM227 236V238H226ZM243 236V237H242ZM246 238H245V237ZM182 237V238H181ZM192 237V238H191ZM199 237V241L197 240ZM212 237V238H211ZM219 237V238H218ZM238 237V238H237ZM234 238V239H233ZM235 238L237 240H235ZM245 238V239H244ZM186 239V240H185ZM203 239V240H202ZM212 239H215V240H212ZM188 240V241H187ZM193 243L191 244L190 242ZM225 240V241H224ZM226 240H227V244H226ZM230 240H233V241H230ZM235 240V241H234ZM245 240H249V241H245ZM186 241V242H185ZM214 241V242H213ZM216 241V242H215ZM223 241V242H222ZM184 242V244L182 243ZM212 242V243H211ZM218 242V243H217ZM221 242V244L219 245V243ZM240 242V243H239ZM249 242L251 244H249ZM177 243V244H176ZM214 243V244H213ZM242 243V244H241ZM247 243V244H245ZM187 244V245H186ZM190 244V245H189ZM198 244V245H197ZM235 246H233V245ZM184 245V246H183ZM198 247H197V246ZM218 245V246H217ZM227 245V246H226ZM240 245V246H239ZM245 245V246H244ZM178 246H180V248H178ZM188 246V248H187ZM200 246V247H199ZM226 246V247H225ZM231 248H230V247ZM249 246V247H247ZM184 247V248H183ZM185 247L187 248V250L185 249ZM189 247H190V250H189ZM210 247V248H209ZM214 247V248H213ZM238 247V248H237ZM245 247V248H244ZM260 247V245H259ZM183 248V249H182ZM192 248V249H191ZM200 248V250H199ZM224 248V249H223ZM228 248V249H227ZM230 248V250H229ZM234 248H236L234 250ZM178 249V250H177ZM218 249V250H216ZM220 249V251H219ZM240 249V250H239ZM245 249V250H244ZM181 250L184 252H181ZM198 250V251H197ZM204 250V251H203ZM211 250V251H210ZM214 250V252H213ZM228 250V251H227ZM262 252H259V254L261 256H259L258 258V263L256 264H264V254H263V250L264 248L260 249ZM187 251V252H186ZM191 251V252H189ZM224 251V253H222ZM236 253H235V252ZM243 251V252H241ZM247 251V252H246ZM195 252V253H194ZM198 252V253H197ZM235 254H234V253ZM183 253V254H182ZM185 253V254H184ZM188 253V254H187ZM202 253V254H201ZM209 253V254H208ZM213 255H212V254ZM216 253V254H215ZM233 253V254H232ZM237 253H241L240 255L237 254ZM243 253V254H242ZM246 253V254H244ZM248 253V254H247ZM191 254H193L192 256H190ZM195 254V255H194ZM198 254V255H197ZM207 254V255H206ZM219 254V255H218ZM224 254V255H223ZM226 254L227 255V258H226ZM174 255H176V257H174ZM181 255V256H180ZM182 255H184V257H182ZM188 256V257H185ZM199 255H201V257L199 258ZM207 259H206V257ZM223 255V256H221ZM231 255V256H230ZM237 255V256H236ZM239 255V256H238ZM245 255V256H244ZM249 255V256H248ZM178 256V257H177ZM210 256V257H208ZM212 256V257H211ZM216 256V257H215ZM218 256V257H217ZM229 256V257H228ZM232 256H236V257H232ZM242 256V257H241ZM191 257V258H190ZM205 257V258H203ZM215 257V258H214ZM224 259L222 260L221 262V258ZM183 258V259H182ZM199 258V259H198ZM203 258V259H202ZM212 258V259H211ZM218 258V259H217ZM229 258V259H228ZM233 258H238V259H233ZM239 258H242V260L240 259V262H239ZM182 259V261H181ZM191 259V261H190ZM193 259V260H192ZM211 259V261H210ZM216 260V262H214V260ZM220 259V260H219ZM231 259L232 261L234 262H231ZM246 259V260H244ZM261 259V260H259ZM187 260V261H186ZM207 260V261H204ZM209 260V261H208ZM236 260V261H235ZM244 260V261H243ZM181 261V262H180ZM200 261V263H199ZM238 261V262H237ZM248 261V262H247ZM193 262V263H192ZM214 262V263H213ZM224 262V263H223ZM228 262V263H227ZM231 262V263H230ZM236 262V263H235ZM246 262V263H245Z\"/></svg>", "mask_w": 264, "mask_h": 264}]
</instances>
